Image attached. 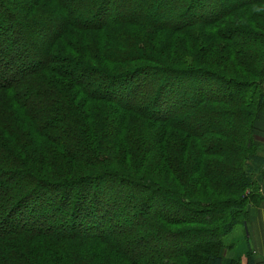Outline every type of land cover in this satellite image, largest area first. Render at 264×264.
<instances>
[{"label":"trees","instance_id":"1","mask_svg":"<svg viewBox=\"0 0 264 264\" xmlns=\"http://www.w3.org/2000/svg\"><path fill=\"white\" fill-rule=\"evenodd\" d=\"M5 1L0 0V264H110L115 258L118 264H148L149 258H163L160 251L147 252L150 247L134 233L153 222L158 230L151 231L161 235L171 219L150 216L148 202L140 201L131 207L136 222L115 223L131 199L122 185L134 195L148 187L151 199H175L184 213L205 204L197 214L218 210L212 203L223 193L229 208L220 232L231 234L238 219L247 242L248 221L264 199V0H228L208 20L196 7L206 0H166L169 12L161 13L160 6L154 14L140 11L137 0H15L4 6ZM144 1L140 7L156 5ZM169 5L179 6L180 15L171 17ZM49 9L57 16H47ZM221 20L228 22L224 28ZM88 32L99 34L100 42ZM111 35L120 41L107 40ZM62 39L73 51L60 58L76 65L72 72L63 73V62L50 67L56 55L51 45ZM35 47L40 55L29 56ZM209 54L234 66L223 70ZM250 62L258 64L253 72ZM47 71L62 78L59 85ZM89 74L103 79L105 90H94ZM193 75L200 78L195 85L173 79ZM207 78L231 85L197 84ZM58 210L69 216L68 229L48 224ZM181 222L187 221L170 224ZM245 242L234 246L244 250L225 257L219 241L204 258L193 257V249L172 252L181 250L180 259L191 264H238L243 256L253 264Z\"/></svg>","mask_w":264,"mask_h":264},{"label":"rangeland","instance_id":"2","mask_svg":"<svg viewBox=\"0 0 264 264\" xmlns=\"http://www.w3.org/2000/svg\"><path fill=\"white\" fill-rule=\"evenodd\" d=\"M13 1L15 0H6L4 2V6H10V3H13ZM139 0H137V4H138V7L141 8L139 9L140 11H143L144 13H153L154 14V11L152 9H159L160 6L162 8L161 10V13H163V11H167V6H166V3L165 2L166 0H153V4L155 3V7L154 5L149 8H147V5L145 6H142L140 7L139 3H138ZM144 1V0H143ZM174 1H178V3H181L183 2L184 0H174ZM198 0H194V2H196ZM207 3L205 4H201L199 3V5H197L196 7L198 8L197 11H199V7H201L205 13V16H203L204 19L208 20V14L209 13H220L221 10L223 9V7L225 6L224 4H227L228 0H206ZM144 2H148V0L144 1ZM67 4V2H66ZM124 4L126 5V3L124 2ZM158 5V7H157ZM40 7V4L37 5V9ZM69 7V5H68ZM173 6H170L169 5V8L168 9H171L172 12H170L169 14L172 16H175V15H180L179 11H178V7L179 6H175V9H172ZM11 9V8H10ZM14 9V8H13ZM157 9V10H158ZM17 10H21V8L17 9ZM138 10V11H139ZM87 11V10H86ZM195 13V15H198L197 17H199V12ZM21 12V11H20ZM47 16L49 15H53L54 16H57L55 12L52 11V9H49L47 10ZM86 15L88 13L85 12ZM156 13L159 14V12L157 11ZM145 15V14H144ZM156 16V14H155ZM88 18V19H87ZM183 20V19H182ZM264 20V18L262 19V21ZM83 23L84 22H88L89 21V15L88 16H85V19L83 18L82 19ZM185 21L187 22L188 19H185ZM225 20H221L220 24L219 25H222V27L224 28V26L227 25L228 22L224 23ZM77 32L76 29H71L70 32ZM78 33V32H77ZM44 34V33H42ZM80 34V33H79ZM87 35L91 36L93 39H96V42H100L101 40V36L99 34L96 33V35L94 33H87ZM41 35L40 33H38V35H36L35 33H33V38L34 39H37V40H41L40 39ZM107 40L111 41L112 43H117L118 41H120V38H119V35H111V36H105ZM67 38V43L70 42V38L69 35L66 36ZM103 38V37H102ZM185 40H187V42L190 44L194 43V40L192 37H187ZM76 44H78V46H80V43L81 42H76L74 41ZM103 42L105 43V41L103 40ZM106 44V43H105ZM109 44V42L107 43ZM110 45V44H109ZM53 46L51 48V52L50 53H54L55 54V51H56V55H51V64L52 66L50 65V67L53 69H57V66L59 65L60 66V63L63 62L64 63V68L61 69L63 71V73H67L66 71H70L72 72V67L71 66H76L73 62H66V61H63L61 60L60 56L61 55H65L66 52H71L73 51L70 47H65L64 46V39H62L61 41H58L56 43V41L51 45ZM105 47V46H104ZM110 49H115L113 48V46H110L109 47ZM36 50V52H34ZM34 51L31 53V54H28L29 56L33 57V56H37V55H40V49L39 48H34ZM182 51V50H181ZM182 54V52H181ZM212 55L209 54L208 57H210L209 59L212 60L213 62H211V64L214 63V65L218 66L219 68L221 69H226L228 66H231L233 65L231 62H226V60L224 58H221L220 55H216L214 56L213 58L211 57ZM73 60V59H72ZM209 60V61H210ZM67 65V66H65ZM69 65V66H68ZM234 66V65H233ZM256 68H258V64H254L253 62H250L248 63L247 65V69L251 72L255 71ZM227 70V69H226ZM48 73H52L53 77H54V80L53 81V85H59V81L62 79V78H59L57 77L53 71H47ZM158 82L159 81H165V78H164V74L163 73H158ZM80 77H82L81 75H79ZM87 76V75H86ZM90 78V81H89V84L92 85V88L97 89L96 87L97 86H101V87H104V90H105V85H104V81L103 79H101L100 77L96 76L95 74H89L88 75ZM87 76V77H88ZM65 79V78H63ZM174 81L178 84V85H195L196 81H198L199 79H196L195 76H186V77H183L181 76L180 78H173ZM88 81V80H87ZM202 81V80H201ZM204 82H199L197 84L199 85H231V84H221L219 82H217L216 78H211V79H205L203 80ZM162 83V82H161ZM218 88H221V87H218ZM231 88H233V86H229L228 90H232ZM214 90V88H210V91L211 90ZM215 90L217 91L218 89L215 88ZM208 91V93L210 92ZM181 92L185 93V95H190L188 94L185 90H182ZM181 92H178V93H181ZM144 96V95H143ZM142 96V97H143ZM192 101V99L190 100ZM223 121H226L228 122L229 120H223ZM223 126V125H222ZM261 143H263L264 145V140H259ZM218 180L215 179V182ZM2 184L6 185L5 182H3ZM215 185V184H214ZM222 186V184H221ZM220 188L222 189V186ZM215 187L218 188V186L215 185ZM120 190H123V194L128 197L130 196L131 199L128 200V205L129 207H127L126 209V212L124 213L123 216H120L119 214L117 215L118 217L115 218L116 220L114 221L115 223L117 224H121V221H130V222H136L137 220H133L132 218H130V215H133L131 214V207L134 205V203H139L140 201L142 202H148V205H149V215H154V214H157L159 216H161L162 219H165V220H170L171 221H187V222H181V223H177V224H170L171 221H168V223L164 224L165 225V229L161 232V235L159 234H155L153 231L154 230H158L157 227H156V224L153 222L147 227V228H143L142 230H137L135 233H134V236L139 238L140 240H142L144 243H146L150 248V250H147L150 251V252H154V251H160V253L157 255H162L163 254V258H160L158 259L157 261L156 260H152L151 258L148 259V264H152V262L156 261L157 264H175V261L177 264H191V260L188 261H182L180 259V252L181 250L177 251L176 253H173V249H176V248H179V249H185L186 248V253L188 254L192 249L194 252H191L190 254L194 257V256H198L199 254H202L201 256L204 258V256L208 253L207 252V249H209L214 242H217L219 241V244L221 245V249L222 251L224 252V257L225 255H227L228 253H234V252H237L240 250V248H243L244 250V247H234L236 245H240V244H243L245 241H244V237H243V232L241 230V224H239L238 222V219H237V225H235L233 227V232L231 234H228V235H222L221 232H220V227L219 225H221V222L222 219L225 215H226V210L225 208H229V207H225L223 206V200L225 198V196H223V193H217L215 198L217 199H214V201H218V202H213L212 204L216 205V208H218V210H210V211H207V212H200L199 214H197L198 211H204L206 208H203L205 205H200L199 208H193L191 207L192 209H194V213H192L190 215V211L192 210L191 208H189L187 210L186 213H184L183 211H179L178 208H177V205H176V202H175V199L173 200L172 198L168 201H160L157 197L155 198H150V191H149V188H145L144 189V193L143 195H134L133 192L131 190H129V188L125 185H122L120 187ZM46 197H49V196H46ZM224 197V198H223ZM196 199V198H195ZM210 201V200H209ZM210 204V203H209ZM211 206V204H210ZM225 207V208H224ZM34 210H30L29 212H33ZM33 214V213H32ZM236 214V213H235ZM197 215H200L197 216ZM149 216V217H150ZM132 217V216H131ZM68 218L69 216L67 215L66 212H63L61 210H58V212L54 215H52L48 220V224H54V225H62L64 227V229H68L69 227V224H68ZM142 220H139L140 223H143L146 221V219H143V217L141 218ZM192 220L193 222L190 223L189 221ZM203 220V221H201ZM207 220V221H205ZM143 226V225H142ZM118 227H121L120 225H118ZM153 230V231H151ZM128 231V230H127ZM164 232H167L170 234V239L169 238H165V236L162 234ZM242 240L243 243L240 241ZM196 241H200L202 243H210V245L208 246H202V245H198V243L196 244L197 247H192V245H194ZM177 244L176 247H172L173 244ZM193 243V244H192ZM247 244V242H245ZM234 244L232 247H229L230 245ZM11 248V247H10ZM214 249H218V247H213ZM247 249V248H246ZM169 250H171V253H170V256H169ZM189 250V251H188ZM248 251V250H247ZM194 253V254H193ZM199 253V254H198ZM186 254V256H187ZM165 256V257H164ZM165 260V258H167ZM235 261V260H234ZM236 262V261H235ZM247 260L246 258L243 256L241 258V261L240 263L238 264H246ZM110 264H118V262L116 261V258L110 262ZM232 264H237V263H232Z\"/></svg>","mask_w":264,"mask_h":264},{"label":"crops","instance_id":"3","mask_svg":"<svg viewBox=\"0 0 264 264\" xmlns=\"http://www.w3.org/2000/svg\"><path fill=\"white\" fill-rule=\"evenodd\" d=\"M264 191L259 190L264 197ZM246 227V240L251 251L253 264H264V199L254 208Z\"/></svg>","mask_w":264,"mask_h":264},{"label":"built area","instance_id":"4","mask_svg":"<svg viewBox=\"0 0 264 264\" xmlns=\"http://www.w3.org/2000/svg\"><path fill=\"white\" fill-rule=\"evenodd\" d=\"M263 258H264V256H263Z\"/></svg>","mask_w":264,"mask_h":264},{"label":"water","instance_id":"5","mask_svg":"<svg viewBox=\"0 0 264 264\" xmlns=\"http://www.w3.org/2000/svg\"><path fill=\"white\" fill-rule=\"evenodd\" d=\"M249 209V208H248Z\"/></svg>","mask_w":264,"mask_h":264}]
</instances>
